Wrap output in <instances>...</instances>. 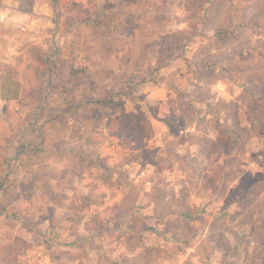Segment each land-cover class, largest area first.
I'll use <instances>...</instances> for the list:
<instances>
[{"label": "rangeland", "instance_id": "rangeland-1", "mask_svg": "<svg viewBox=\"0 0 264 264\" xmlns=\"http://www.w3.org/2000/svg\"><path fill=\"white\" fill-rule=\"evenodd\" d=\"M4 63L0 264H264V0H0Z\"/></svg>", "mask_w": 264, "mask_h": 264}, {"label": "trees", "instance_id": "trees-1", "mask_svg": "<svg viewBox=\"0 0 264 264\" xmlns=\"http://www.w3.org/2000/svg\"><path fill=\"white\" fill-rule=\"evenodd\" d=\"M66 8L71 9L68 3H65ZM22 92V83L17 79L15 69L11 64L0 65V100L9 102L18 100ZM97 102L112 103L108 98L106 100H98Z\"/></svg>", "mask_w": 264, "mask_h": 264}, {"label": "crops", "instance_id": "crops-1", "mask_svg": "<svg viewBox=\"0 0 264 264\" xmlns=\"http://www.w3.org/2000/svg\"><path fill=\"white\" fill-rule=\"evenodd\" d=\"M75 1H82V0H75ZM52 13H53V11H52V9H50L49 10V15L52 16ZM47 14H48V10H47ZM151 95H153V93ZM49 178H52V177L49 176ZM0 219L3 221L2 223L4 225L3 228H1V230H0V235H1V237L4 240L5 243L12 242V241L16 240L17 237L24 238V240L26 239L28 241L31 240L32 234H30L29 232H26L25 230L23 232V230H21L22 228L16 226L15 221H13L12 219L7 218V216H5V215L1 216ZM82 225H84V223ZM25 232L28 233V234H26ZM78 258H79L78 263L83 262V260L85 261V259H86V257L84 255L81 256V258L80 257H78ZM45 261H46V259H45ZM66 262H68V264H75L70 259L69 256L67 257ZM85 263L86 262H84V264ZM30 264H33V262H31Z\"/></svg>", "mask_w": 264, "mask_h": 264}]
</instances>
